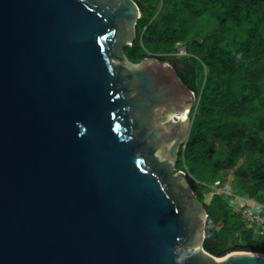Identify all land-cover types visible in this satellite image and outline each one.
<instances>
[{"label": "water", "instance_id": "1", "mask_svg": "<svg viewBox=\"0 0 264 264\" xmlns=\"http://www.w3.org/2000/svg\"><path fill=\"white\" fill-rule=\"evenodd\" d=\"M140 17L135 0H0V264H264L204 250L176 169L195 93L128 60Z\"/></svg>", "mask_w": 264, "mask_h": 264}, {"label": "trees", "instance_id": "2", "mask_svg": "<svg viewBox=\"0 0 264 264\" xmlns=\"http://www.w3.org/2000/svg\"><path fill=\"white\" fill-rule=\"evenodd\" d=\"M135 1L141 17L135 43L125 47L128 60H177L199 99L176 169L187 173L208 213L204 250L215 257L264 254V235L230 207L232 199L264 205V0ZM179 44L189 56L176 57ZM226 164L236 166L232 197L214 193L207 202Z\"/></svg>", "mask_w": 264, "mask_h": 264}, {"label": "built area", "instance_id": "3", "mask_svg": "<svg viewBox=\"0 0 264 264\" xmlns=\"http://www.w3.org/2000/svg\"><path fill=\"white\" fill-rule=\"evenodd\" d=\"M176 57L189 56L188 47L185 44H179L176 52ZM195 102L197 103L195 110L197 109L199 99L195 95ZM221 184V181H217L213 188H217ZM241 221L246 228L254 229L258 235H264V205L256 201H244L236 211Z\"/></svg>", "mask_w": 264, "mask_h": 264}, {"label": "rangeland", "instance_id": "4", "mask_svg": "<svg viewBox=\"0 0 264 264\" xmlns=\"http://www.w3.org/2000/svg\"><path fill=\"white\" fill-rule=\"evenodd\" d=\"M168 63L175 66V68L179 69L182 72H185L187 70L177 60H169ZM235 179H236V166L232 164H226L222 171L221 184L217 188H213L212 186L213 191L210 192L208 195H206L205 197L206 201L209 202L214 193H218V194L227 193L230 197H232ZM242 204H244V201H242L241 199H237V200L232 199L230 201V207L234 209L235 213Z\"/></svg>", "mask_w": 264, "mask_h": 264}, {"label": "bare ground", "instance_id": "5", "mask_svg": "<svg viewBox=\"0 0 264 264\" xmlns=\"http://www.w3.org/2000/svg\"><path fill=\"white\" fill-rule=\"evenodd\" d=\"M179 118H180L181 120H184V119H186V115L183 114L182 116H179Z\"/></svg>", "mask_w": 264, "mask_h": 264}, {"label": "flooded vegetation", "instance_id": "6", "mask_svg": "<svg viewBox=\"0 0 264 264\" xmlns=\"http://www.w3.org/2000/svg\"><path fill=\"white\" fill-rule=\"evenodd\" d=\"M176 70H177L178 72H180V70H179V69H177V68H176ZM176 120H177V118H175V120H174V121H176Z\"/></svg>", "mask_w": 264, "mask_h": 264}]
</instances>
